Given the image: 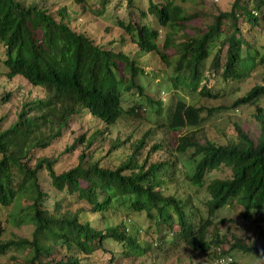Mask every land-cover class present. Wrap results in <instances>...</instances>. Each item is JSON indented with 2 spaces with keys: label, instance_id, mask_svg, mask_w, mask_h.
I'll use <instances>...</instances> for the list:
<instances>
[{
  "label": "trees",
  "instance_id": "16d2710c",
  "mask_svg": "<svg viewBox=\"0 0 264 264\" xmlns=\"http://www.w3.org/2000/svg\"><path fill=\"white\" fill-rule=\"evenodd\" d=\"M206 1L0 0L2 75L42 92L0 118V264H165L182 250L264 264V234L256 247L218 222L230 209L264 225V85L214 105L264 71V0ZM113 5L107 44L76 27ZM251 107L256 142L239 125L201 142L213 118Z\"/></svg>",
  "mask_w": 264,
  "mask_h": 264
},
{
  "label": "rangeland",
  "instance_id": "374dc122",
  "mask_svg": "<svg viewBox=\"0 0 264 264\" xmlns=\"http://www.w3.org/2000/svg\"><path fill=\"white\" fill-rule=\"evenodd\" d=\"M207 5L205 7L207 12H211L214 9L219 11H228L231 8L233 0H207ZM182 3V0H181ZM185 7L189 8L191 4H183ZM110 6L108 12L104 16H98L94 13H89L85 16H79L78 21L76 22V27L85 32L88 36L96 41L97 44H107L110 38H116L118 36V31L114 30V22L109 19L113 14ZM198 7L197 9L199 10ZM116 15L120 11H115ZM122 12L119 13L121 15ZM114 27V28H113ZM112 29V32L109 34V29ZM0 66V95L4 92H13L17 94V97H14L12 102L4 107L0 108V118L4 117L6 122L3 125L4 128H7L11 123L16 120L17 113L21 109V105L27 102L34 101L36 98L42 97V92L38 89L30 86L26 81L18 78L14 81H8L3 77L4 69H1ZM211 85H214V82H211ZM264 85V71L259 69L250 75V78L246 81L244 87L239 94L232 96L230 98L223 99L215 103L216 106H226L231 107L232 104L246 93H248L255 86ZM261 107L264 108V102H262ZM254 109L251 107L249 109L244 108L242 110L236 111H226L221 113V115L213 118L205 126V132L202 131L200 134V140L203 142L205 133L212 138H216L221 143H226L230 138H232V129L235 125H239L245 128L250 136V138L256 142L260 136L261 126L260 123L254 118L252 112ZM78 128V127H77ZM126 124L122 123L114 129V136L122 132L126 134ZM69 141V138H65L60 144L55 146L57 151H60L62 147ZM53 150L47 151L44 154L51 156ZM64 167L70 168L74 165L75 160L66 157L62 160ZM219 230L224 234H227L230 238L233 235H236L240 238L249 240L251 243H254V246L260 247L261 241L257 237H263L264 234V225L254 226L251 222H247L241 217V210H230L226 209L219 214L218 222H220ZM30 228H9L8 234L5 237L6 239H12L14 236L21 238H30L31 237ZM230 247L228 244L225 247L227 251ZM234 263L237 264H262L261 261L256 260L251 257H243L240 254H234L231 256ZM5 259L0 258V263H3ZM163 264V263H162ZM165 264H213V256H204L199 255L192 251L182 250L174 257L170 258Z\"/></svg>",
  "mask_w": 264,
  "mask_h": 264
},
{
  "label": "built area",
  "instance_id": "2783aa9c",
  "mask_svg": "<svg viewBox=\"0 0 264 264\" xmlns=\"http://www.w3.org/2000/svg\"><path fill=\"white\" fill-rule=\"evenodd\" d=\"M228 262H230V260H228ZM218 264H226V262H224L223 260L219 261Z\"/></svg>",
  "mask_w": 264,
  "mask_h": 264
}]
</instances>
